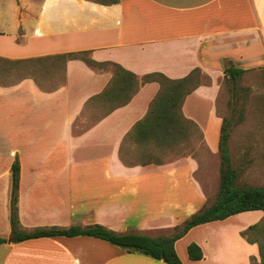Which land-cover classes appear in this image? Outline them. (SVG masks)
<instances>
[{"label": "crops", "instance_id": "crops-1", "mask_svg": "<svg viewBox=\"0 0 264 264\" xmlns=\"http://www.w3.org/2000/svg\"><path fill=\"white\" fill-rule=\"evenodd\" d=\"M35 14L27 32L16 26L18 42L14 35L0 44V56L87 50L95 61L114 62L134 73L139 85L127 103L105 113L106 97L88 102L108 86L113 71L82 59L65 62L64 79L57 74L39 84L25 76L0 84V237L11 232L15 158L17 214L28 231L98 223L119 233L157 236L211 203L218 187L209 160L218 158L219 82L228 64L246 71L264 66V0H41ZM195 67L208 81L186 95L181 109L200 128L206 153L200 160L186 154L161 164H125L121 143L160 88L141 77L160 72L180 78ZM81 114L87 124L75 131ZM263 216L262 210H249L195 225L174 242L175 251L184 264H255L258 246L240 231ZM191 241L202 249L201 259H189ZM0 264L167 263L78 235L8 238L0 243Z\"/></svg>", "mask_w": 264, "mask_h": 264}, {"label": "trees", "instance_id": "trees-1", "mask_svg": "<svg viewBox=\"0 0 264 264\" xmlns=\"http://www.w3.org/2000/svg\"><path fill=\"white\" fill-rule=\"evenodd\" d=\"M101 3H115L119 0H94ZM68 59H82L87 64L97 69H112L113 78L108 86L98 95L89 99L106 97L109 102L108 111L127 103L137 91L139 79L137 76L121 67L119 64L109 61H95L89 56V51H71L66 53L31 57L22 59H10L0 56V84H8L18 81L22 77H32L41 84L42 79H51L60 74ZM246 70L234 64H228L223 68L224 79L232 83L233 94L237 80ZM200 69L195 67L186 76L169 78L160 72H151L141 77L142 82L157 81L160 88L149 104L147 112L125 135L121 143L119 154L121 160L127 164H161L167 151L171 150L179 156H184V149L188 147L189 140L202 138L201 130L197 124L184 116L182 104L187 94L199 85ZM262 120L264 122V93ZM238 120L235 121L237 123ZM231 123L228 118L222 117L220 126L217 152L219 156V183L214 199L196 213L190 215L183 223L175 225L169 234L149 236L141 233H119L101 224L93 223L87 226L71 225L67 227L49 226L35 228L31 231L21 228L17 214V192L19 183V163L15 158L11 165V190L9 205V220L11 232L9 239L17 242L33 237L42 236H78L87 235L103 239L111 244L119 246L126 252H137L156 259H161L167 264H184L178 257L174 242L183 236L191 227L224 219L230 215L249 211L262 210L264 212V184H248L241 182L242 173L240 166H234L231 161L228 141L230 138ZM132 144L131 157H127L129 145ZM240 234L250 243H256L260 260L255 264H264V218L250 224ZM0 237V243L8 240ZM189 259L198 260L203 257L200 246L191 241L186 247Z\"/></svg>", "mask_w": 264, "mask_h": 264}, {"label": "rangeland", "instance_id": "rangeland-1", "mask_svg": "<svg viewBox=\"0 0 264 264\" xmlns=\"http://www.w3.org/2000/svg\"><path fill=\"white\" fill-rule=\"evenodd\" d=\"M41 5V0H0V44L9 43L13 38L20 40L16 26L20 23L23 33L27 32L29 24L34 23V16ZM21 21L19 22V18ZM24 37L22 36L21 39ZM199 83L208 81V77L199 72ZM220 89L217 96V113L229 119L231 123L228 141L231 161L234 166H240L242 173L240 181L248 184H264V122L262 120L264 66L247 70L237 80L235 95L232 83L226 79L219 82ZM238 120L237 123L235 121ZM87 124L84 114L74 123V130H79ZM185 153L196 156L199 160L207 151L201 138L192 137ZM130 149V148H129ZM131 154V152H129ZM179 155L174 151H167L164 161H172ZM218 156V153H217ZM219 161V156L217 158ZM215 158L209 160L211 168L216 170V185H218L219 162ZM213 163V164H212ZM214 184V187H215ZM240 220L245 219L240 217ZM264 216L261 218L263 219ZM248 219V217H247Z\"/></svg>", "mask_w": 264, "mask_h": 264}]
</instances>
